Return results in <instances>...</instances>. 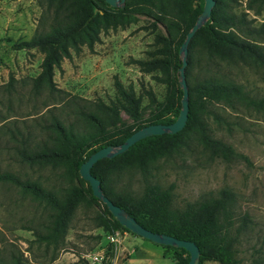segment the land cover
<instances>
[{"label": "trees", "instance_id": "1", "mask_svg": "<svg viewBox=\"0 0 264 264\" xmlns=\"http://www.w3.org/2000/svg\"><path fill=\"white\" fill-rule=\"evenodd\" d=\"M194 1L126 0L124 7L115 8L104 0H44L42 17H51L47 27L41 26L28 41L13 45L17 51L37 49L42 54L40 71L31 79V90L34 94L44 92L50 101L58 102L48 108L50 117L48 123L44 124L48 140L41 142L37 149L22 147L20 160L62 166L69 177L78 178L58 193L46 189L37 181L22 180L12 171L0 172V180L18 186L23 194H29L47 211L45 220L41 222L43 230L34 231L36 239L44 241L45 245L60 248L77 205L99 201L92 196L89 183L80 177L78 167L93 151L108 144L119 145L142 125L168 123L177 117L182 95L178 81V67L181 66L179 48L204 5L203 0ZM235 1L214 0L210 18L194 32L188 44L183 69L187 84L188 116L183 128L173 133L143 137L125 152L110 158H99L91 166V174L100 180L102 192L114 204L134 216L143 228L194 241L200 249L198 264L204 260L218 264H242L236 254V244L245 218L234 224V192L228 188L221 189L214 195L195 199L179 208L171 200L172 184L161 187L151 183L149 178L153 175L154 162L186 146L194 135L212 158L224 161L239 158L245 164H250L243 152L213 138L204 118L210 104L227 105L233 109L240 106L256 113L264 112V97H250L242 84L224 81L214 70L219 63H240L254 70L264 69V46L256 42V37L264 34V23L258 29L250 26L245 14L237 15L229 8L228 3ZM247 5L249 8L264 7V0H248ZM140 15L153 20L150 23L153 29L156 24H161L164 32L154 35V49L147 54L148 58L131 62L147 74L159 73L155 80L167 86L164 102L155 105L152 92L145 90L149 104L143 105L133 85L124 87L118 79L114 81V98L108 103L102 100L82 102L79 97L56 89L54 71L60 69L64 58L69 59L71 52L77 54L83 47L93 50L95 44L101 41L100 35L107 34L109 30H125ZM194 69L197 70L195 75ZM62 94L65 97H61ZM57 109L64 115L55 112ZM123 114L127 119L123 118ZM70 115L73 117L70 118ZM215 118L220 117L215 115ZM127 169L140 173L143 180L141 192L108 191L114 173ZM96 218V225L107 233L114 234L118 229L133 233L113 218L105 203ZM161 245L178 251L174 264L187 262L185 249L170 244ZM107 247L110 255V247ZM20 256L13 254L10 259L0 257V264H22ZM108 262L105 260L101 264ZM82 264H87V261L83 260Z\"/></svg>", "mask_w": 264, "mask_h": 264}, {"label": "rangeland", "instance_id": "2", "mask_svg": "<svg viewBox=\"0 0 264 264\" xmlns=\"http://www.w3.org/2000/svg\"><path fill=\"white\" fill-rule=\"evenodd\" d=\"M43 1L0 0V172L12 171L22 180L37 181L59 193L78 178L69 177L62 166L26 163L19 155L22 147L37 149L41 142L48 140L44 127L50 117L48 108L58 103L50 101L44 92L34 94L31 90V79L40 71L42 54L37 49L17 51L13 46L28 41L41 26L47 27L51 17L43 19ZM247 1L236 0L228 5L237 15L245 14L249 25L258 29L264 23V7L249 8ZM151 21L148 16L140 15L125 30H109L100 35L101 41L93 50L83 47L77 54L71 52V57L64 58L60 69L54 71L56 89L75 95L82 102L108 103L114 98V81L118 79L124 87L133 85L143 105L149 104L145 90L152 92L155 105H160L165 101L167 86L155 80L159 73L147 74L131 62L148 58L147 54L154 49V35L164 32L161 24L153 29ZM256 42L264 46V34L258 35ZM195 69L193 75L197 72ZM214 70L219 72L220 79L242 84L250 97H264V69L219 63ZM59 110L55 112L64 115ZM123 118L127 116L123 114ZM204 118L211 136L243 152L250 164L239 158L225 161L212 158L194 135L186 146L154 162L149 180L161 187L172 184L171 200L179 208L221 189H230L236 200L234 224L245 218L236 254L242 264H264V112L210 104ZM142 185L140 173L127 169L114 173L107 190L139 194ZM102 202L77 205L62 246L57 249L36 239L34 231L43 230L41 222L47 215L42 204L23 194L10 181L0 180V257L10 259L13 254L21 255L22 264H82L86 257L104 250L110 242L109 233L96 225ZM163 253L173 259L178 255L172 247H164ZM202 264L218 263L204 260Z\"/></svg>", "mask_w": 264, "mask_h": 264}, {"label": "water", "instance_id": "3", "mask_svg": "<svg viewBox=\"0 0 264 264\" xmlns=\"http://www.w3.org/2000/svg\"><path fill=\"white\" fill-rule=\"evenodd\" d=\"M107 4L111 5L115 8H122L124 7V2L126 0H104ZM203 9L201 13L198 15L196 21L192 24L191 28L185 35V40L181 44L179 48V56L181 61V66L178 67L179 76V89L182 92L180 103L181 109L175 118V120L168 122V123H160V124H149V125H142L139 128L133 130L130 135L125 139L124 142L120 143L119 145H104L97 148L93 151L86 159L83 161L79 167V174L80 177L88 182L92 196L102 200L111 214L113 218L126 230L136 233L142 236L144 239H147L155 244H170L176 246L178 248H183L188 253V260L185 264H198L199 261V252L200 249L198 245L193 241L183 240L176 238V236L167 234V233H156L150 230L143 228L141 224H139L135 217L132 216L128 211H125L120 206L114 204L110 198H108L103 192L100 187V180L91 174V166L92 164L99 158L102 157H114L122 152H125L127 148L132 145L137 140L143 137H149L152 135H160L163 132L173 133L176 131H180L185 121L187 120L188 116V103H187V84L184 75V67L186 64V55L188 54V44L192 39L194 32L205 24L211 16V11L213 9L214 0H203Z\"/></svg>", "mask_w": 264, "mask_h": 264}, {"label": "crops", "instance_id": "4", "mask_svg": "<svg viewBox=\"0 0 264 264\" xmlns=\"http://www.w3.org/2000/svg\"><path fill=\"white\" fill-rule=\"evenodd\" d=\"M117 233L119 235L114 236L115 242H109L105 247L106 250L107 246L110 247V256L107 252L110 264H174V259L163 253V246L128 231Z\"/></svg>", "mask_w": 264, "mask_h": 264}, {"label": "built area", "instance_id": "5", "mask_svg": "<svg viewBox=\"0 0 264 264\" xmlns=\"http://www.w3.org/2000/svg\"><path fill=\"white\" fill-rule=\"evenodd\" d=\"M118 235H119V233H117V231H115L114 234L109 233L108 237L111 238L110 242H115L114 241V236H118ZM108 258L109 257H108V254H107V250L104 249V250H101L98 253H94L91 256L86 257L85 260L87 261V264H101L105 260H109ZM108 264H110V260H109Z\"/></svg>", "mask_w": 264, "mask_h": 264}]
</instances>
